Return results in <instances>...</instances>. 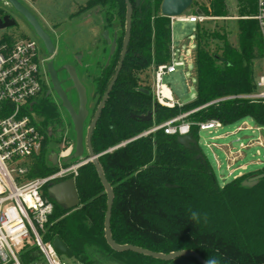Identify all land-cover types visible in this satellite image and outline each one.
Listing matches in <instances>:
<instances>
[{"label":"trees","instance_id":"16d2710c","mask_svg":"<svg viewBox=\"0 0 264 264\" xmlns=\"http://www.w3.org/2000/svg\"><path fill=\"white\" fill-rule=\"evenodd\" d=\"M162 1L141 0L137 6L136 0H131L134 10L128 52L92 134L94 151L100 154L99 161L114 190L113 238L119 244L163 253L191 249L217 264H264V176L255 185L243 183L253 175L264 174V166L221 185L206 153L196 145L187 147L178 140V134L163 129L144 134L184 113L188 115L183 120L190 123L195 138H199L200 124L213 119L228 125L251 117L264 127V100L243 97L256 89L255 64L262 56L259 24L254 17L257 0L193 1L192 12L211 17L207 19L237 17V44L228 33L196 22V97L173 106L160 103L144 80L148 71L155 74L160 65L171 61L172 20L161 13ZM8 5L0 1V18L10 15ZM95 10L103 16V29L116 35L117 47L107 64L111 46L104 39L106 59L93 77L92 97L97 98L93 113L121 59L127 6L125 0H86L79 13ZM33 109L45 141L21 181L57 170L47 151L61 142L56 132L65 129L64 112L44 94L36 99ZM151 111L152 119L138 118ZM70 136L76 142L73 129ZM75 181L81 205L74 209L59 204L49 194V185L44 188L45 196L54 204L44 238L61 237L73 252L74 261L202 264L192 256L163 260L131 250H114L105 237L108 195L93 162L80 166ZM19 255L24 264L41 259L39 247L32 242H26Z\"/></svg>","mask_w":264,"mask_h":264},{"label":"built area","instance_id":"2783aa9c","mask_svg":"<svg viewBox=\"0 0 264 264\" xmlns=\"http://www.w3.org/2000/svg\"><path fill=\"white\" fill-rule=\"evenodd\" d=\"M189 22L203 21L208 16L191 14L180 16ZM254 17L259 24L262 39L261 73L256 79V89L243 97L264 100V0H257ZM0 35V264H24L20 248L33 241L41 253V259L29 264H83L69 262L57 252L53 240H45V224L53 212V202L45 196L44 188L78 175V163L68 165L62 161L59 169L46 176L24 178L31 159L41 151L45 133L37 124L34 104L48 83L45 60L36 38L4 39ZM172 55L169 64L160 65L154 74V90L158 101H177L164 93V75L174 72ZM171 90V89H170ZM175 101V102H174ZM180 104V103H178ZM188 113L157 124L144 132L163 129L168 134L190 133V123L184 121ZM221 125L218 120L200 124V129ZM69 150V149H68ZM67 150V151H68ZM68 156L62 153L61 158Z\"/></svg>","mask_w":264,"mask_h":264},{"label":"rangeland","instance_id":"374dc122","mask_svg":"<svg viewBox=\"0 0 264 264\" xmlns=\"http://www.w3.org/2000/svg\"><path fill=\"white\" fill-rule=\"evenodd\" d=\"M21 1L38 15L41 19V23L57 38V44L61 50L58 59L60 64L67 60L74 61L73 53H80L84 56V63L82 65L79 64L78 69L80 76L88 85L91 95H93L95 90L93 77H97L100 63L104 62L106 59V53L103 51L105 48L103 33L105 30L102 27V14L96 10L79 13L80 8L85 4L86 0ZM197 1L199 3L208 2V0ZM8 6L9 11L13 13L12 17L15 18L18 23L15 26L0 29V35H2V37H8L9 40H18L22 38L38 39L23 16L17 12L12 5L9 4ZM193 6L194 5L186 12H192ZM200 22L206 24L208 29L228 33L231 41L237 44V17L229 16L217 19H205ZM195 27L196 22L174 21L173 23L172 45L176 70L165 74L163 83L171 89L174 100L180 104H186L194 100L197 92V76L193 58L197 46L194 32ZM110 36L114 38L111 33ZM88 62H92L93 65L90 64L86 66L85 64H88ZM261 71L260 62H256V79L260 76ZM144 80L151 85L155 94L154 73L148 71L144 75ZM155 97H157L156 94ZM96 99V97L95 99L93 98L91 104L92 111L96 105ZM92 115L93 113H91L86 122L85 134L92 120ZM64 123V131L58 130L56 132V135L62 137L61 142L54 146L52 150L47 151L48 160L53 162L57 169H59L63 161L61 154L68 153V155H71L75 151V142L70 136L72 129L74 130L73 123L67 116H65ZM46 131L49 134L51 132V127L47 128ZM224 131H228L230 134L224 138L216 137V133ZM199 137L200 146L213 165L221 185H225L234 179L235 173L239 170L249 173L264 166V127H259L251 117H246L238 122L224 125L219 129H200ZM225 142L229 143L234 151H241L243 153V157L232 165H229L226 153L219 147V144ZM241 152L237 154L241 155ZM54 155H57V163L53 161ZM235 156L237 157L236 153ZM232 159L234 160L235 157H232ZM78 161L79 158L74 157V159L66 162V164L75 165ZM240 164L247 165V168L243 169ZM232 169L234 171L230 173ZM29 242L33 243V241ZM63 257L69 262L75 260L74 257L69 258L65 255Z\"/></svg>","mask_w":264,"mask_h":264},{"label":"water","instance_id":"95a60500","mask_svg":"<svg viewBox=\"0 0 264 264\" xmlns=\"http://www.w3.org/2000/svg\"><path fill=\"white\" fill-rule=\"evenodd\" d=\"M5 1L6 3L12 5L14 9L27 20V22L33 28L37 37L46 46L47 50L50 53H53L55 50V46L52 37L43 27L37 15L31 9H29L21 0H5ZM193 1L194 0H163L161 4V13L171 18L180 17L193 5ZM125 2L127 6L126 31L122 45L121 59L117 66L116 72L112 80L110 81L107 90L105 91L95 111V114L89 124L86 134H85V125L89 116L87 87L82 82L75 66L71 64H67L63 67L64 69L67 70L69 74V79L73 83L72 87L75 88L78 93L79 107L78 109H76L68 96L67 93L68 89L63 88L61 81L58 79L57 71L55 70L53 64L52 63L49 64V73L52 79L53 88L56 94L58 95L63 108L70 115L76 134L75 151L73 154L64 157L63 161L69 162L74 157H77L79 158V161L77 162L79 166L84 165L88 162H93V164L95 165L98 175L101 179V182L104 185L108 195L107 211L105 218V237L108 244L114 250L116 251L131 250L134 252L146 254L163 260H172L182 256H192L198 259L202 264H206L207 260L197 251L191 249L178 250L170 253L157 252L134 244H119L114 240L112 235L111 215H112V208H113L115 195H114L113 187L111 183L108 181L107 177L105 176L104 170L99 161L100 154H97L94 151L92 144V134L97 125L99 117L106 105V102L109 98V94L119 75L126 54L128 52V45L131 39V32H132V15H133L134 7L131 0H125ZM140 2L141 0H136V5L138 6ZM16 24H17V20L13 18L11 15H5L4 17L0 18V29L12 27L15 26ZM103 38L111 46L110 55L107 61L108 64L111 55L116 50L117 38L116 35L114 36V38H111L109 30L104 31ZM141 90L145 92H149L148 89L141 88ZM138 118L142 120H150L153 118V111L149 112L147 115H139ZM178 140L187 147H191L192 144H194L200 151L203 150L200 146V141H199L200 137L195 138L191 133L185 135H178ZM200 155L202 156L203 154L200 153ZM53 161L54 163H57V155H54ZM263 176H264L263 173L253 175L250 178L244 180L243 183L249 186L255 185L257 184L259 179L262 178ZM169 185L175 186L173 184H169ZM48 192L50 195H52L55 198V200L59 204H62L69 209H74L81 205V199L79 197V193L76 187V181L74 177H70L58 183L49 185ZM53 245L59 254L65 255L69 258L73 257V252L61 237L59 236L55 237L53 240Z\"/></svg>","mask_w":264,"mask_h":264},{"label":"flooded vegetation","instance_id":"af4514ba","mask_svg":"<svg viewBox=\"0 0 264 264\" xmlns=\"http://www.w3.org/2000/svg\"><path fill=\"white\" fill-rule=\"evenodd\" d=\"M2 1H5V0H2ZM6 3V1H5ZM14 8V7H13ZM29 8V7H28ZM30 9V8H29ZM34 12V11H33ZM35 13V12H34ZM11 16L13 15L12 12L9 13ZM36 14V13H35ZM37 15V14H36ZM38 17V15H37ZM24 18V17H23ZM39 18V17H38ZM25 19V18H24ZM40 22H41V19L39 18ZM26 23L29 25V27L32 29L33 33L34 30L33 28L31 27V25L27 22V20L25 19ZM18 23V22H17ZM42 24V23H41ZM43 25V24H42ZM43 27L47 30V32L51 35L52 37V40H53V43H54V46H55V50L53 53H50L46 46L44 45V43L38 38V41H39V46H40V49H41V53H42V57L43 59L45 60V67H46V71H47V78H48V83L45 84L44 88H43V91L41 93L44 94L45 97H48L50 98V100H53L55 101L56 104H58L60 106V109L64 112V117L67 116L70 120H71V117L70 115L68 114V112L63 108L62 104H61V101L58 97V95L56 94L54 88H53V85H52V79H51V76H50V73H49V64L52 63L55 70L57 71V76H58V79L61 81V84L63 86L64 89H68L67 93H68V96L71 100V102L73 103V105L75 106L76 109H78L79 107V98H78V93L76 91L75 88H73V83L72 81L69 79V74L67 72L66 69H64L63 67L67 64H71L73 66H75V68L77 69V72L80 76V72H79V69H78V66L79 64H83V60H84V56L80 53H73V58H74V61H70V60H67V61H64L63 63H59L58 62V59H59V56H60V53H61V50H60V47L59 45L57 44V38L52 34V32H50V30H48L44 25ZM94 63V62H93ZM90 64H92V62H88V64H85L86 66H89ZM93 65V64H92ZM82 82L85 84V86L87 87V94H88V109H89V116H88V119L91 115V113H93V111L91 110V104L93 102V97L90 93V89L88 87V85L86 84V82L82 79V77L80 76ZM95 113H93L92 115V118L94 116ZM72 121V120H71ZM73 123V122H72ZM74 126V125H73ZM74 159V158H73Z\"/></svg>","mask_w":264,"mask_h":264},{"label":"crops","instance_id":"0c3cea01","mask_svg":"<svg viewBox=\"0 0 264 264\" xmlns=\"http://www.w3.org/2000/svg\"><path fill=\"white\" fill-rule=\"evenodd\" d=\"M191 14H195V13H193V12H190V13L185 12L183 14V16H188V15H191ZM171 20H172V40H173V23H174V21H179V22H189V21H186L182 17L171 18ZM193 58H194V56H193ZM223 126L224 125H219V126H216L214 128L215 129H219V128H222ZM229 134L230 133L228 131L218 132V133H216V137H218V138H224V137L228 136ZM219 147L221 149H223L224 152L226 153L227 158H228L229 165L234 164L236 161H238L240 158L243 157V153L241 151H236V150L234 151L232 149L231 145L229 143H227V142L219 144ZM239 152H241V155H238L237 154ZM235 153H236L237 157L235 156ZM232 157H235V159L233 160ZM230 158H231V161H230ZM240 166L243 167V169H246L247 168V165H245V164H240ZM233 171L234 170L232 169V172L230 171V173H233ZM243 174H246V173L243 172L242 170H239L238 172L235 173L234 177L236 178V177L241 176Z\"/></svg>","mask_w":264,"mask_h":264},{"label":"bare ground","instance_id":"6f19581e","mask_svg":"<svg viewBox=\"0 0 264 264\" xmlns=\"http://www.w3.org/2000/svg\"><path fill=\"white\" fill-rule=\"evenodd\" d=\"M164 93H165V95L167 96V97H172V93H171V90H170V88L168 87V86H165L164 87ZM164 102L166 103V104H168V105H172V101H166V100H164Z\"/></svg>","mask_w":264,"mask_h":264},{"label":"clouds","instance_id":"9594fccd","mask_svg":"<svg viewBox=\"0 0 264 264\" xmlns=\"http://www.w3.org/2000/svg\"><path fill=\"white\" fill-rule=\"evenodd\" d=\"M192 218L193 219H197V214L196 213H192ZM206 264H217V262L215 260H208L206 262Z\"/></svg>","mask_w":264,"mask_h":264}]
</instances>
